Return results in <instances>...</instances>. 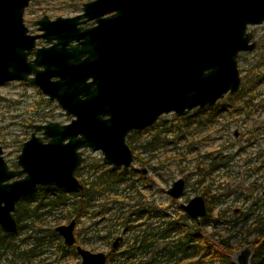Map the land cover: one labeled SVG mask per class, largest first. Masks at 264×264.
<instances>
[{
    "label": "water",
    "instance_id": "water-1",
    "mask_svg": "<svg viewBox=\"0 0 264 264\" xmlns=\"http://www.w3.org/2000/svg\"><path fill=\"white\" fill-rule=\"evenodd\" d=\"M31 1L0 0V86L28 82L72 120L35 126L17 156L19 170L8 168L0 146V231L7 235L17 231L16 203L37 186L79 190L81 149L128 168L130 131L235 95L238 56L256 48L247 28L264 22V0H92L73 17L43 16L34 22L40 34L29 36L23 15ZM88 22L94 26L83 29ZM37 39L51 45L36 49ZM183 192L178 179L167 194L179 200ZM180 209L197 224L207 213L201 196ZM75 225L72 219L55 228L66 247L75 244ZM75 251L80 264L106 262L104 253ZM249 259L243 249L236 263Z\"/></svg>",
    "mask_w": 264,
    "mask_h": 264
},
{
    "label": "rangeland",
    "instance_id": "rangeland-1",
    "mask_svg": "<svg viewBox=\"0 0 264 264\" xmlns=\"http://www.w3.org/2000/svg\"><path fill=\"white\" fill-rule=\"evenodd\" d=\"M90 1L92 0H32L24 11V25L29 32H34L36 30L34 21L43 16L51 20L58 17H73L81 13L84 3ZM247 31L252 34L256 48L250 53L239 54L237 61L241 79L240 89H243L247 96L253 97L252 101L249 98L243 101L242 109H245V112L238 114L236 111L239 108H237L236 115H231L227 108H230L232 100L226 95L218 100L216 105L192 110L182 117H177L173 113L161 116L154 126L131 137L132 145L136 149L154 137L165 145L150 163V168L134 163L133 168L125 170L126 176L131 179L128 184L131 181L134 183L133 188L142 196L143 202L168 208L169 213L179 210V203L186 204L193 197L201 195L207 184V182L203 184L197 182L195 173L197 162L207 166L211 163L210 160L215 158L218 165H222L223 168L214 171V185L209 191L211 195L216 194L220 197L214 206V214L224 212L228 217L232 214V210H243L259 201L264 187V76L256 78L258 81L252 93L249 90L253 83L251 82L252 67L260 61L263 53L264 22L248 27ZM246 76L248 82L243 84L242 78ZM222 109L223 112H220ZM71 119L72 117L66 116L55 101H49L32 85L24 82H9L1 85L0 146L8 168L18 169L17 156L20 154L22 143L29 139L33 125L50 122L68 124ZM27 125L30 129L26 127ZM184 129L190 132L186 133ZM128 139L130 140V137ZM137 152L140 155L141 151L137 150ZM82 155L85 162L76 173L79 181L88 180L93 174L92 170L99 171L98 174H94L96 177L100 173L108 174L113 169L102 164V156L99 152L82 150ZM141 155V158H144V155ZM142 169L146 170L145 174L140 172ZM121 171L123 170L119 168L113 170V173ZM184 177H187L184 196L179 201H172L167 195V189L172 182ZM134 195L135 192L130 194L131 197ZM132 200L129 201L130 205L136 201ZM105 209L104 216L95 214L94 217H87L76 223L74 235L79 238L78 246L93 253L106 254L111 250V243L115 238L127 239V234L119 233L109 243L98 240L95 231L100 230L99 234L102 235V227L109 224L107 221H114L117 213L126 211V209L119 210L118 204H107ZM67 223V220L50 217L41 228L46 230L48 227L56 228ZM243 249L250 250L251 258L253 257L252 247L243 246L233 255L235 264L239 252ZM44 251L45 255L41 258L46 257L47 262L80 264L78 256L75 258L61 256L59 247L55 244ZM1 264L7 262L2 261Z\"/></svg>",
    "mask_w": 264,
    "mask_h": 264
},
{
    "label": "trees",
    "instance_id": "trees-1",
    "mask_svg": "<svg viewBox=\"0 0 264 264\" xmlns=\"http://www.w3.org/2000/svg\"><path fill=\"white\" fill-rule=\"evenodd\" d=\"M261 55L260 61L252 67L251 93L257 79L264 76V46ZM242 79L243 84L248 82L247 76ZM247 95L240 89L229 97L232 103L227 111L231 115L245 112L243 101L246 98L253 100ZM237 108L239 110L235 113ZM164 147V143L154 137L136 149L134 161L150 168V163ZM137 150L141 151L140 155ZM195 169L198 184L207 182L200 195L207 213L199 224L179 210L169 213L168 208L143 202L142 196L133 188L134 183L128 184L131 179L125 170L116 174L113 171L100 173L96 177L94 174L99 171L93 170L88 180L80 181L79 191L70 195L39 187L17 203L14 211L18 225L16 233L6 235L0 231V264L2 261L7 264H59L58 261L47 262L46 257L41 258L45 255L44 249L53 244L59 247L61 256L77 257L74 246H64L55 227L44 230L41 226L50 217L67 222L75 219L78 223L95 214L104 216L107 204H118L119 210L126 211L117 213L114 221H107L109 224L102 227V235L100 230L95 231L98 240L109 243L119 233L128 237L120 239L117 248L104 254L105 264H235L234 253L246 245L253 249L250 264H264V208L256 212L246 209L241 215L229 214L228 217L224 212L214 214V206L220 197L209 193L213 165L197 162ZM141 179L144 180L142 176ZM132 192H135L134 197L130 196ZM132 199L136 201L130 205ZM75 238L76 246L79 238Z\"/></svg>",
    "mask_w": 264,
    "mask_h": 264
},
{
    "label": "flooded vegetation",
    "instance_id": "flooded-vegetation-1",
    "mask_svg": "<svg viewBox=\"0 0 264 264\" xmlns=\"http://www.w3.org/2000/svg\"><path fill=\"white\" fill-rule=\"evenodd\" d=\"M35 22V21H34ZM34 24V23H33ZM35 26V25H34ZM94 26V22H88V23H86L85 25H83L82 26V28L83 29H88V28H91V27H93ZM27 28V27H26ZM36 28V30L34 31V32H29V29H28V32H27V35H29V36H36V35H39L40 34V32L37 30V27H35ZM51 45V43L50 44H47L46 42H45V40H43V39H37L36 41H35V48L37 49V48H47V47H49ZM72 45H74V44H72ZM32 60V56H28V61H31ZM56 79H52V81H55ZM91 81V79H88V82H90ZM25 84H29L28 82H24ZM4 85V84H3ZM29 85H31V84H29ZM33 86V85H32ZM34 87H36V86H34ZM37 89H38V87H36ZM38 91L40 92V90L38 89ZM41 93V92H40ZM228 97H231V96H229V95H227ZM226 97V96H225ZM51 102H53V101H51ZM217 103V102H216ZM216 103L214 104V105H216ZM57 104V103H56ZM209 108V107H208ZM167 115V114H166ZM161 116H164V115H161ZM160 116V117H161ZM72 120V119H71ZM70 120V121H71ZM51 123V122H50ZM46 124H48V123H46ZM46 124H35V125H33L32 127H31V129H32V132H31V134H30V136H29V139H30V137H31V135L34 133V127L35 126H37V125H46ZM60 125H65V124H60ZM155 124H153V125H151L150 127H148V128H145V129H143V130H133V131H130L127 135H126V138H125V143H126V145L129 147V149H130V151H131V154H132V164L128 167V168H124V167H115V166H111V167H113V169H112V171L113 170H118L119 168H121L122 170H128V169H130V168H133V164L134 163H136L134 160H135V152H136V148L132 145V142H131V137L133 136V135H138V134H141V133H143V131H145V130H147V129H149V128H151L152 126H154ZM27 128H29L30 129V127L27 125L26 126ZM35 135L36 136H38V137H40L41 136V132H36L35 133ZM130 137V140L128 139ZM29 139H27L26 141H28ZM25 141V142H26ZM25 142H23L22 143V145L25 143ZM47 141H43V143H46ZM22 145H21V149H22ZM82 150H89V149H81L80 150V152H81V154H82ZM21 151V150H20ZM94 153H96V152H94ZM100 153V152H99ZM101 154V153H100ZM82 156V158L84 159L83 160V162L77 167V169L75 170V172H74V176L76 177V173L79 171V169L82 167V165L84 164V162H85V158L83 157V155H81ZM101 156H102V154H101ZM102 159H103V156H102ZM213 159V158H212ZM211 161V163H212V165H214V167H213V169H212V172H211V175H212V179H213V182H212V186L214 185V180H215V177L213 176V173H214V171H216L218 168H220V167H222L223 168V166L222 165H218V163H217V160H216V158L215 159H213V160H210ZM102 164H103V161H102ZM103 165H105V164H103ZM16 166H17V163H16ZM105 166H107V165H105ZM18 167V166H17ZM224 167H226V165H224ZM20 169V167H18V169L17 170H19ZM11 170V169H10ZM143 170H145V169H142L140 172L142 173V174H145L146 173V170H145V172L143 171ZM93 171V170H92ZM91 172V171H90ZM92 173V172H91ZM77 178V177H76ZM78 179V178H77ZM179 179H182L183 181H184V192H183V196H184V193H185V189H186V179L185 178H179ZM178 180V179H177ZM78 181H79V179H78ZM176 181V180H175ZM79 183H80V181H79ZM173 183V182H172ZM172 183H171V185H172ZM171 185H170V187H171ZM211 186V187H212ZM46 188V189H51V190H59V191H63V192H65L66 194H71L70 192H66V191H64V190H62V189H59V188H56L55 186H37L32 192H30V193H28L27 195H25L24 197H22L21 199H23V198H25V197H27L28 195H30L31 193H34L35 192V190L37 189V188ZM169 187V188H170ZM168 188V189H169ZM80 189V188H79ZM168 189H167V191H168ZM79 191V190H78ZM77 191V192H78ZM77 192H73L72 194H74V193H77ZM263 192H264V187H263V189H262V191H261V197H260V199H259V201H256L255 203H253V204H250V205H248L246 208H244L243 210H239V209H234V210H232V214H234V215H241L242 213H244L245 212V210L246 209H250V210H254L255 212L258 210H263V208H264V194H263ZM168 195V194H167ZM182 196V197H183ZM198 196H200V195H198ZM182 197L179 199V200H181L182 199ZM170 198V197H169ZM20 199V200H21ZM171 199V198H170ZM19 200V201H20ZM172 201H179V200H173V199H171ZM18 201V202H19ZM17 202V203H18ZM188 202V201H187ZM17 203H16V205H17ZM181 204H183V203H179V211L180 212H182V213H184L181 209H180V205ZM16 205H15V208H16ZM15 211V210H14ZM185 214V213H184ZM226 214V213H225ZM186 215V214H185ZM13 216H14V212H13ZM187 216V215H186ZM188 217V216H187ZM15 218V217H14ZM188 219L189 220H191L189 217H188ZM202 219V218H201ZM192 221H194V220H192ZM70 222V221H69ZM195 222V221H194ZM199 223H200V219H199ZM198 223V224H199ZM76 226V225H75ZM7 235V234H6ZM12 235V234H11ZM115 239H117V238H115ZM62 240V239H61ZM75 241H76V238H75ZM119 242H120V239H119ZM63 243V242H62ZM113 243H114V241L111 243V249H115V248H113L112 247V245H113ZM74 246V248L76 247V246H78V245H76L75 246V244L73 245ZM72 247V246H71ZM117 247H118V245H117ZM116 247V248H117ZM76 252V251H75ZM251 260V251H250V259H249V261Z\"/></svg>",
    "mask_w": 264,
    "mask_h": 264
}]
</instances>
